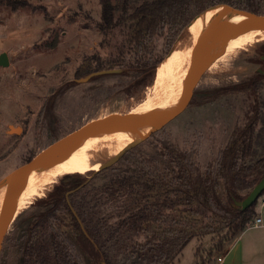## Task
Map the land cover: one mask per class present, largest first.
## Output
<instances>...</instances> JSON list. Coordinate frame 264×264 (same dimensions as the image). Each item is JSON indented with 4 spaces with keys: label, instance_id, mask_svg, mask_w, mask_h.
Returning <instances> with one entry per match:
<instances>
[{
    "label": "rangeland",
    "instance_id": "374dc122",
    "mask_svg": "<svg viewBox=\"0 0 264 264\" xmlns=\"http://www.w3.org/2000/svg\"><path fill=\"white\" fill-rule=\"evenodd\" d=\"M21 1L27 2V5L14 8L7 0H0V54L7 52L10 58L8 66L0 65V185L49 143L92 119L150 99L158 87L167 58L181 53L186 60H192L196 50L202 46L201 35L194 36L191 27L209 10L223 6L216 5L205 10L171 44H167L165 37L158 39L156 54L163 61L154 79L145 74L137 80L124 69L122 73L77 82L89 74L84 73L87 69H95L100 60L104 62L117 54L120 37L114 34L103 40L104 34L96 26L101 16L100 1ZM134 6V3L131 4L130 9ZM262 11L264 14V7ZM203 52L200 57H204ZM257 73L264 74V37H255L217 60L193 103L154 131L151 137L141 139L135 148L147 151L153 143L168 142L187 151L195 163L194 168L205 171L210 163L217 161L221 150L233 140L235 132L246 125L255 107L256 97L247 91L230 88ZM217 87L230 91L210 99L215 92L213 88ZM184 90L181 89L177 97ZM257 99L260 119L253 160L264 155V80L259 83ZM10 125L22 129L16 132L10 130ZM101 152L92 159L93 165L100 162L101 167L58 176L21 211L5 237L0 264L20 263V255L13 246L17 229L36 211L33 204L53 190L70 193L86 180L83 184L88 185H82L85 187L77 197L85 194L88 199L97 202L94 206L98 216L107 218L109 225L120 220V203L109 199L103 188L112 173L127 167L130 158L104 170V164L115 153L109 147ZM253 186L242 187L240 194L247 196ZM263 201L264 193L258 199L257 210ZM141 237L134 235L133 239L140 240ZM217 241V235L194 237L172 264L211 263L212 255L218 256L224 251L215 250ZM108 248L116 257L115 264H130L113 244ZM71 250L82 264H92L89 256L76 243H71Z\"/></svg>",
    "mask_w": 264,
    "mask_h": 264
},
{
    "label": "trees",
    "instance_id": "16d2710c",
    "mask_svg": "<svg viewBox=\"0 0 264 264\" xmlns=\"http://www.w3.org/2000/svg\"><path fill=\"white\" fill-rule=\"evenodd\" d=\"M99 1L101 16L96 26L104 34L103 40L114 34L120 37L117 54L104 62L100 60L95 69L84 73L123 68L137 80L145 74L155 78L163 61L156 54L158 39L165 37L171 44L205 10L228 4L263 14L264 7V0ZM7 2L14 8L27 5L21 0ZM262 80L264 74L257 73L230 88L256 97L255 107L246 125L235 132L217 161L205 171L194 168L187 151L168 142L153 143L147 151L129 150L120 159L130 158L127 167L112 173L103 188L109 199L120 203V220L116 224L111 226L107 218L98 216L94 206L97 202L92 198L85 194L77 197L88 185L83 184L86 180L73 192L53 190L39 198L33 204L36 211L22 222L14 237L19 264H82L71 250V243L80 246L92 264H115L110 244L130 264H172L194 237L206 235L218 236L214 246L217 252L226 249L256 215L257 202L247 209L236 202L245 198L240 189L255 185L264 174V155L252 159L260 119L258 86ZM213 89L210 99L230 91ZM108 169L111 168L104 170ZM134 235L142 237L135 240Z\"/></svg>",
    "mask_w": 264,
    "mask_h": 264
},
{
    "label": "bare ground",
    "instance_id": "6f19581e",
    "mask_svg": "<svg viewBox=\"0 0 264 264\" xmlns=\"http://www.w3.org/2000/svg\"><path fill=\"white\" fill-rule=\"evenodd\" d=\"M220 13V11L207 13L191 27L194 36L201 35L202 46L196 50L192 60H186L181 53L172 54L167 58V61L163 64L158 87L154 89V95L143 103L149 104L150 102L156 103L175 99L181 89L185 88L186 90L195 82L197 75L203 68L205 57L213 50L214 33L220 19ZM255 37H264L263 24H259L242 14H230L226 20L219 42L218 55L213 65L230 51ZM203 50L202 55L204 57H200ZM202 57L204 59L200 63ZM168 112L170 110L166 112L161 110L160 107L156 109L153 106L144 107L138 116L136 115V118L141 119L145 125H122L111 131L98 133L97 136L91 135L92 137L89 136L70 146L60 148L52 155L44 158L30 173L24 191L25 197L22 210L58 176L99 167L101 163L96 162L93 165L92 159L102 153V149L109 147L116 155L131 141L146 137L155 126L154 122L162 116H166ZM21 180L22 175L19 169H15L9 175V178L0 185V225L13 196L20 186Z\"/></svg>",
    "mask_w": 264,
    "mask_h": 264
},
{
    "label": "water",
    "instance_id": "95a60500",
    "mask_svg": "<svg viewBox=\"0 0 264 264\" xmlns=\"http://www.w3.org/2000/svg\"><path fill=\"white\" fill-rule=\"evenodd\" d=\"M220 19L218 25L216 26L214 33V43L213 50L211 53L205 57L203 68L201 72L197 75L195 82L186 89L180 97L175 99H168L161 102L156 103H140L136 106L125 108L121 110H116L101 117L95 118L82 125L78 129L60 137L56 141L49 143L47 146L43 147L40 151H38L31 160L26 162L22 167L18 168L20 174L22 175V180L20 182V186L13 196L12 201L9 204L7 212L5 213L3 220L0 225V251L3 247V243L7 233L9 232L11 226L19 216L22 211V205L25 197V188L27 186L30 173L37 167L44 158L52 155L56 150L70 146L82 139H85L91 135H95L102 132L111 131L114 128H119L122 125H145L141 119L136 118L138 114L144 107L153 106L155 109L160 107L163 111H169L166 113V116H162L159 120H156L155 126L150 130L148 137L151 133L156 131L158 128L164 126L171 119L175 118L183 111H185L194 101L197 96L199 90L201 89L203 83L205 82L209 71L215 62V59L218 55L219 42L221 40L223 29L226 23L227 18L232 13L242 14L252 20L256 21L259 24L264 25V14H259L253 11L245 10L236 6L224 4L220 8ZM202 42V39H200ZM10 64V58L7 52H3L0 54V65L8 66ZM124 71L123 68H109L102 69L98 71H94L77 80V82H87L92 78L102 75L116 74L122 73ZM137 115V116H136ZM20 126L10 125V130L20 132ZM141 140H133L128 143L122 150H120L111 160L106 162L103 168H108L116 164L120 161V159L131 149L135 148ZM264 193V174L261 179L253 186L252 190L248 193L245 198L236 202V204L242 209H247L252 206L254 203L258 202L260 196ZM102 264H106L103 262Z\"/></svg>",
    "mask_w": 264,
    "mask_h": 264
},
{
    "label": "crops",
    "instance_id": "0c3cea01",
    "mask_svg": "<svg viewBox=\"0 0 264 264\" xmlns=\"http://www.w3.org/2000/svg\"><path fill=\"white\" fill-rule=\"evenodd\" d=\"M257 207V206H256ZM255 207L257 218L261 221L257 226H248L241 231L221 255L214 257L209 264H264V201ZM221 256L222 260L218 261ZM197 257L195 255V262Z\"/></svg>",
    "mask_w": 264,
    "mask_h": 264
},
{
    "label": "built area",
    "instance_id": "2783aa9c",
    "mask_svg": "<svg viewBox=\"0 0 264 264\" xmlns=\"http://www.w3.org/2000/svg\"><path fill=\"white\" fill-rule=\"evenodd\" d=\"M261 219L260 218H257L255 222H252L249 226H257L259 223H260ZM222 260V257L219 256L218 257V261H221Z\"/></svg>",
    "mask_w": 264,
    "mask_h": 264
},
{
    "label": "flooded vegetation",
    "instance_id": "af4514ba",
    "mask_svg": "<svg viewBox=\"0 0 264 264\" xmlns=\"http://www.w3.org/2000/svg\"><path fill=\"white\" fill-rule=\"evenodd\" d=\"M33 156H34V155H33ZM33 156H32V157H33ZM31 159H32V158H31ZM31 159H30V160H31ZM28 161H29V160H28Z\"/></svg>",
    "mask_w": 264,
    "mask_h": 264
}]
</instances>
